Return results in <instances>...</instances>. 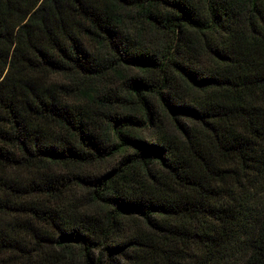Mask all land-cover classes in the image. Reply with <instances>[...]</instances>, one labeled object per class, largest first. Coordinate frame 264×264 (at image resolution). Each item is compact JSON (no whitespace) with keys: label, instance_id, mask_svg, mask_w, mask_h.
<instances>
[{"label":"trees","instance_id":"obj_1","mask_svg":"<svg viewBox=\"0 0 264 264\" xmlns=\"http://www.w3.org/2000/svg\"><path fill=\"white\" fill-rule=\"evenodd\" d=\"M0 264H264V0H0Z\"/></svg>","mask_w":264,"mask_h":264}]
</instances>
